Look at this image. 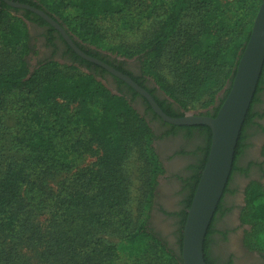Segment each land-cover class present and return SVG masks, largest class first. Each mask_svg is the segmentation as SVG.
<instances>
[{"label": "trees", "instance_id": "trees-1", "mask_svg": "<svg viewBox=\"0 0 264 264\" xmlns=\"http://www.w3.org/2000/svg\"><path fill=\"white\" fill-rule=\"evenodd\" d=\"M9 1L46 13L89 56L100 60L99 51H105L125 59L137 57L141 76L125 74L140 87L143 86L138 81L149 78L178 105V110L187 112L196 103L207 108L228 85L223 103L262 0ZM118 21L121 30H146L134 48L103 45L105 24ZM27 23L46 27V37L52 45V33L57 31L37 15L13 9L0 0V140L5 103L16 97L19 129L13 144L23 153L20 159L0 164V264H29L23 253L26 250L34 254L30 264H182V231L208 155L210 130L197 127L205 134L204 159L183 200L179 248L171 251L147 228L157 177L163 173L152 147L156 137L148 123L121 91L112 94L96 79L106 71L79 59L67 45L79 67L40 61L30 72L28 58L34 51ZM162 65L171 74V81L162 73ZM263 76L262 70L252 102ZM115 81L133 98L138 97L123 82ZM154 99L165 112L164 104ZM250 112L251 105L237 141L232 170L241 152ZM166 113L173 118L184 115L178 116L172 109ZM164 124L170 134L196 128ZM137 145L146 155L148 181L138 226L131 230L122 168ZM88 155L96 156L92 169L74 176L76 181H82L81 188H72L65 195L52 193L47 207L44 200L42 210L36 209L37 197L45 192V179L69 172L75 160ZM220 208L221 202L215 215ZM41 214L47 216L45 226L37 222ZM215 215L204 241L206 264ZM240 220L250 227L244 231L245 246L250 251L264 252V188L257 182H251L245 190ZM115 236L118 241L112 240Z\"/></svg>", "mask_w": 264, "mask_h": 264}, {"label": "rangeland", "instance_id": "rangeland-1", "mask_svg": "<svg viewBox=\"0 0 264 264\" xmlns=\"http://www.w3.org/2000/svg\"><path fill=\"white\" fill-rule=\"evenodd\" d=\"M121 21L110 22L108 25L105 24L107 29L106 39L103 43L106 47H112L118 45L125 48H134L143 39V29L141 33L129 32L119 29ZM27 28L31 37V45L34 53L29 58V67L31 68L34 64L39 61L49 58V53L44 49L42 44V36L44 32L31 24H27ZM144 31H146L144 29ZM162 73L166 76L169 81L172 80L171 74L162 65ZM173 82V81H172ZM220 92V91H219ZM218 92V93H219ZM217 93V94H218ZM216 94V95H217ZM264 100V93L260 96L259 101ZM17 98L11 97L7 99L3 111V126L2 136L0 140V164H4L9 160L20 159L23 157V153L14 148L13 139L19 129V113H16ZM263 107L259 109L264 110V103H261ZM198 103L189 106L191 112L199 109ZM260 124L264 126V120L260 121ZM162 136L156 137L152 143L153 150L162 165L163 173L157 177V184L153 192L152 205L149 212L148 219V232L151 233L155 238L162 241L166 247L174 251L172 245V238L175 235L170 226L171 216L173 215L174 206H167L166 200L167 193L170 192L171 182L175 181V177H179L182 174L181 167L179 164H184V158L180 156L181 152H185L189 149L186 145H178L164 148L165 141H161ZM249 138V137H248ZM96 161L95 155H88L75 160L69 172L55 173L47 177L44 182L45 192L43 196H38L35 203L37 204L36 209L42 210V204L45 200V207H47V200L52 197V193H61L62 195L67 194L72 188H81L82 181H76L75 175L86 170L92 169ZM146 155L141 145H137L133 148L129 158L123 165L122 171L126 179L128 188V202L126 208L131 217V230H135L138 226L139 217L142 212L143 201L146 195V183L147 178V167H146ZM250 164V161H247ZM246 165V163H245ZM244 165V166H245ZM175 168V169H174ZM165 169V171H164ZM250 173V171H248ZM245 176H236L238 179L237 183L231 182V192L227 194L225 200L222 201V207L224 208V214L217 220L215 219L212 225L211 235L208 240V250L211 255L222 256L226 246V253L228 260L235 259L236 255H239L241 261L240 264H264L262 260V253L258 251H250L244 248L240 243V229L237 226V204L240 202L239 188L247 180ZM253 178V177H252ZM171 193V192H170ZM169 194V193H168ZM177 194L171 193V198H176ZM179 197V196H177ZM47 216L41 214L37 217V222L40 225L45 226ZM117 237H113L112 240L118 241ZM224 251V252H225ZM24 256L26 255L29 264L32 263L34 254L28 250L23 251ZM125 257L126 255L123 254ZM226 259V257H225ZM123 261V259H121ZM127 260V259H126Z\"/></svg>", "mask_w": 264, "mask_h": 264}, {"label": "water", "instance_id": "water-1", "mask_svg": "<svg viewBox=\"0 0 264 264\" xmlns=\"http://www.w3.org/2000/svg\"><path fill=\"white\" fill-rule=\"evenodd\" d=\"M13 9L29 11L60 33L70 49L82 59L95 64L124 82L150 105L152 111L172 126H205L211 132V142L182 231V264H206L204 241L216 208L227 186L234 160L237 141L245 117L254 97L264 66V0L254 18L249 38L238 59L231 88L214 117H182L165 115L154 99L128 76L107 64L85 55L69 38L65 30L43 11L29 5L1 0Z\"/></svg>", "mask_w": 264, "mask_h": 264}, {"label": "flooded vegetation", "instance_id": "flooded-vegetation-1", "mask_svg": "<svg viewBox=\"0 0 264 264\" xmlns=\"http://www.w3.org/2000/svg\"><path fill=\"white\" fill-rule=\"evenodd\" d=\"M27 24H31V23H27ZM31 25H33L37 28H40L44 32V34L42 36V44H43L44 49L48 51L50 57L43 59L41 61L45 62V61L53 60V61L58 62L59 64H66L68 66L73 65V66L79 67L78 63L73 62V55H76L77 57H79V56L77 54H75L71 49L70 50L74 54L72 55V53L68 52V49L66 48L67 44L65 43L64 39L62 38V36L60 35L59 32H57L59 35L56 33H52V45H51L48 42V37H46V34H48L47 28L46 27L45 28L40 27V26H37L35 24H31ZM69 38H70V36H69ZM83 53L85 55H87L85 52H83ZM99 53H100L99 54L100 60L99 59H97V60L107 64L108 66L114 68L115 70H117L116 68H121V71H119V72L128 76L130 79H132V77L134 78V77L141 76V74H140L141 65H140V62L137 61V57H134L132 59H125V58L119 57L115 54L107 53L105 51H103V52L99 51ZM87 56H89V55H87ZM89 57H92V56H89ZM92 58H94V57H92ZM79 59H81L87 63H90V62L82 59L81 57H79ZM94 59H96V58H94ZM90 64H92V63H90ZM92 65L97 66L95 64H92ZM37 67H38L37 63L34 64V66H32L30 68V72H32ZM97 67H99V66H97ZM80 69L82 71H84L85 73H88V74L90 73L84 67H80ZM101 69H103V68H101ZM263 71H264V66H263ZM125 73L130 74L132 77H130L129 75H127ZM99 75L100 76H97L96 79L100 80L103 83V85L109 91H111L112 94H119L118 91H121L122 95L128 100L130 105L137 111V113L140 116L144 117V119L148 123V126L150 127V129L153 132L155 137L162 136L161 141L166 142L164 144V148L171 147V146H178V145H186L187 147H189L188 150L180 153L181 154L180 156H182L184 158V164L181 163V164H179L178 167H181L183 175H179V177H175L174 179H176V180L171 182L172 186H171L170 192L177 194V196H179V197L176 196V198H171L170 197L171 193L168 192L169 194L167 193V197H169V198L166 200V203L168 204L167 206H170V207L174 206L173 212H172L173 215L171 216L172 219L170 222V226L172 227L173 231H175V235H173V238H172V245H173L175 250H178V248H179L178 247V241H179L178 237H179V228H180V225H179L180 215L182 214V211L185 210L184 206H183V200H184L185 196L187 195L188 187H189L190 181L193 177L195 170L198 169V167L200 166V163L204 159V150L202 151V149L205 148V134L202 133V131L199 128H197L198 126H178V127H191V128L196 127V128H192V130L190 132H188V131H177L174 134H170L169 132L171 130L169 128H167L164 124L165 122L162 121L152 111L150 105L148 104V102L143 97H141L140 95L137 94L138 97L133 98L132 94L128 92V89L125 88L124 86H118V84L115 81V79H117V78H115L114 76L109 74L107 71H106V73H102ZM144 78H145L144 82H143V80L138 81V82L142 83L143 87H141V88L144 89L153 99L155 97L159 102L164 104L165 112L164 111H162V112L165 115H167L166 112L170 113V111L172 109L175 111V114H177L178 116L182 113H184V115H185V113H193L194 116L214 117V115L217 113L218 109L221 106V102L224 99L225 91L228 87V85H226L216 95L213 104L209 105L207 108H199L193 112H191L190 110L187 112H183L181 109L178 110L177 109L178 105L175 102H173L171 99H169L165 95H163L149 78H147V77H144ZM133 82H134V80H133ZM126 87L130 88L127 85H126ZM153 89H155V90L153 91ZM149 91H151V93H149ZM263 93H264V79L260 85V89L256 95L255 100L253 102H251L252 104H251L250 118L247 121V123L244 127V131H243V140L241 143V152H240V154H238V157L235 160V169L231 170V174H230V178H229V181L227 183V186H226V190L223 193V196H222L221 201H220L222 203V201L225 200L227 194L229 195V193L231 192V190H230L231 189V186H230L231 182L233 181L234 183H237L238 179L236 178V176L247 177V175H249L247 180L244 181V183L239 188V194H240L241 200L237 204V212H236V218H237L236 222H237V226L240 229V243L246 249H248V248L244 244V235H245L244 231H249L250 227L248 225L242 224L241 220H240L241 211L245 207V190L251 182H257L264 188V151H263V149H264V126L260 124V121L264 120V110L259 109V107H263L261 105V103H264V100H261V98H260V101H259V95L261 96ZM164 100H165V102H163ZM154 101H155V99H154ZM148 107H149L150 111L148 110ZM154 115L157 117V119L154 117ZM247 161H250V164H247ZM245 163H246V165H245ZM164 171H165V169H164ZM248 171H250V173H248ZM158 177H160V176H158ZM223 214H224V208L222 207V208H220V211L215 215V219L217 220ZM223 248L226 249V246H223ZM225 249H224V251H225ZM224 251H223L224 255L215 256L213 254L211 255L210 251L208 250L209 264H240L239 261H241V258L239 257V255H236L235 259H233V260H230V259L228 260L227 259L228 255H227L226 251L225 252ZM253 251H257V250H253ZM258 252H260V251H258ZM225 257H226V259H225ZM262 260L264 262V254L263 253H262Z\"/></svg>", "mask_w": 264, "mask_h": 264}]
</instances>
